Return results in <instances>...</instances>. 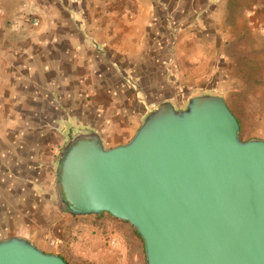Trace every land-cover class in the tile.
<instances>
[{"label":"crops","instance_id":"obj_1","mask_svg":"<svg viewBox=\"0 0 264 264\" xmlns=\"http://www.w3.org/2000/svg\"><path fill=\"white\" fill-rule=\"evenodd\" d=\"M77 1L0 0V239L94 264L105 234L95 215L74 217L55 202L64 144L86 132L125 144L158 103L182 107L201 93L225 98L241 139H264V124L237 115L250 96L246 49L264 51V0H81L106 57L77 25Z\"/></svg>","mask_w":264,"mask_h":264},{"label":"water","instance_id":"obj_2","mask_svg":"<svg viewBox=\"0 0 264 264\" xmlns=\"http://www.w3.org/2000/svg\"><path fill=\"white\" fill-rule=\"evenodd\" d=\"M54 194L71 216L130 224L146 264H264V139H241L221 95L158 103L125 144L74 135L56 160ZM0 264L68 263L10 236Z\"/></svg>","mask_w":264,"mask_h":264},{"label":"rangeland","instance_id":"obj_3","mask_svg":"<svg viewBox=\"0 0 264 264\" xmlns=\"http://www.w3.org/2000/svg\"><path fill=\"white\" fill-rule=\"evenodd\" d=\"M148 1L152 5V7L153 6L162 7L161 1L158 0H148ZM77 2H79L81 7V10H79V16L74 15V19L77 22V25L81 27L80 30L84 31V34L87 36V39L89 40V43H91L92 49L97 54L106 57L109 54V50L107 49L106 45L103 44V42L92 40L89 37L90 35L86 29L87 26L86 20H91L93 16L90 14L89 11L85 12L86 10L82 8L81 2L84 3L83 1L79 0ZM88 7H90V5ZM94 8H98V4L94 6ZM170 23H169L170 26H172L173 23L172 22ZM253 43L255 44V42ZM258 45L260 46L261 43L259 42ZM245 54L247 56L248 61L254 62V65L249 66L247 72L248 80L246 81V83L247 86L249 87L248 91L250 92V96L248 98L244 96L243 98L239 99V104L241 102V108L243 113L239 114L237 112V115L242 123H244L243 121L251 120L250 125L254 128H257L264 124V51L250 47V49H246ZM110 62L112 63L113 61L111 60ZM126 75L128 76L127 72ZM126 78L127 77H125V81L127 80ZM126 83L128 86L133 85V82L129 80H127ZM137 98L141 101L140 94L137 96ZM95 240L100 243L101 245L100 248L102 249L98 250V253L94 259L95 260L94 264L125 263L126 258H125L124 249L116 238H110L105 234H103V236L99 234L97 235V238H95ZM81 261L83 260L81 259ZM87 262L88 264H90L91 260L88 259Z\"/></svg>","mask_w":264,"mask_h":264},{"label":"trees","instance_id":"obj_4","mask_svg":"<svg viewBox=\"0 0 264 264\" xmlns=\"http://www.w3.org/2000/svg\"><path fill=\"white\" fill-rule=\"evenodd\" d=\"M94 217L96 227L105 234L110 233V237L116 238L123 247L126 258L123 264H146L143 241L130 224L108 214L95 215Z\"/></svg>","mask_w":264,"mask_h":264},{"label":"built area","instance_id":"obj_5","mask_svg":"<svg viewBox=\"0 0 264 264\" xmlns=\"http://www.w3.org/2000/svg\"><path fill=\"white\" fill-rule=\"evenodd\" d=\"M34 24H36V23H34Z\"/></svg>","mask_w":264,"mask_h":264},{"label":"flooded vegetation","instance_id":"obj_6","mask_svg":"<svg viewBox=\"0 0 264 264\" xmlns=\"http://www.w3.org/2000/svg\"><path fill=\"white\" fill-rule=\"evenodd\" d=\"M241 137V136H240Z\"/></svg>","mask_w":264,"mask_h":264}]
</instances>
